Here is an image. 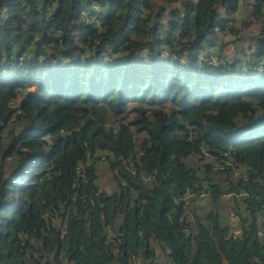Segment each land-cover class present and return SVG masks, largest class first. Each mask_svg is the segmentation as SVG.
<instances>
[{
	"label": "trees",
	"instance_id": "1",
	"mask_svg": "<svg viewBox=\"0 0 264 264\" xmlns=\"http://www.w3.org/2000/svg\"><path fill=\"white\" fill-rule=\"evenodd\" d=\"M91 1L0 0V264H264V72L197 61L244 0Z\"/></svg>",
	"mask_w": 264,
	"mask_h": 264
},
{
	"label": "built area",
	"instance_id": "2",
	"mask_svg": "<svg viewBox=\"0 0 264 264\" xmlns=\"http://www.w3.org/2000/svg\"><path fill=\"white\" fill-rule=\"evenodd\" d=\"M108 1L111 0H103L102 2L100 1H96V0H92L90 2V7L89 10H93L94 8H96V3L95 2H99V3H104L106 4ZM200 0H186V3H191V5H196L197 3H199ZM222 12L225 13L228 11V5L225 4L221 7ZM83 17L84 22L89 25V26H94L95 28L101 29V24L97 21V16L95 15H91L90 13H82L81 14ZM237 13L234 14L233 16H229L228 22L226 24L227 28L224 31H220V40H219V45L221 46H229L230 45V41L232 38V34L230 32V28H232L234 26L235 23V19L237 17ZM232 17V18H231ZM164 56H168V54H170L171 57H173L176 61H179L183 64H187L188 63V55H189V51L187 50H181L180 56H176L174 54H171L169 52H164L163 53ZM93 58H97L98 60H106V61H110L113 62L114 64H117L119 62V60L113 59L112 57H110L109 55L105 56L106 54H102V56L99 57L98 53L97 55L93 56V53L90 54ZM221 53V50H216L214 48H206L205 50H203L202 52H198L197 54V61L200 64H207L208 66L211 67H221V68H227L230 65H232L231 62H229V59H233L234 57H238V60L234 63V70L236 72L239 73H244L247 74L249 72H259V73H263L264 72V59L261 62L258 63H254L251 61V59L249 57H246L243 49H238V50H233V57H227L224 56ZM79 58L82 59V61H84V56L82 54H79L78 56ZM142 59L143 62H147V60L145 58H142L141 55H135L134 56V60H140ZM22 58L19 59V63H22ZM151 61H148V63H150ZM6 74L8 72H5ZM105 158H102L101 160L104 161ZM207 197L208 194H202L199 197V200L201 202H206L207 201ZM231 196H228L226 199H229ZM235 215L234 217L238 216V213L234 212ZM247 213H249L247 211ZM237 219V218H234Z\"/></svg>",
	"mask_w": 264,
	"mask_h": 264
},
{
	"label": "crops",
	"instance_id": "3",
	"mask_svg": "<svg viewBox=\"0 0 264 264\" xmlns=\"http://www.w3.org/2000/svg\"><path fill=\"white\" fill-rule=\"evenodd\" d=\"M182 3L183 1L180 3V6ZM252 3H253V0L243 1L239 14L234 23L238 28V32L241 34V39L236 38V36L233 34L231 41H230V45L221 46L219 45L220 34L218 33L215 36L214 41H212L211 45L206 48H214L216 50H221V53L227 57H233V50L235 51V50L243 49V48L247 50L248 54H251V52L254 50L255 44H258V41L260 40V38H262L261 25L258 22L254 21L250 15V9H251ZM110 176L111 175H107L105 177H102V179L104 180L110 179ZM104 184H106V182L101 181L100 186ZM102 188L104 187L102 186ZM221 206H222L221 210H222L223 221L231 225V227L235 229L234 233H237L239 231L240 223H239L238 216L234 217L235 211L232 210L234 205L230 204V200H229V201H225ZM234 218H237V219H234Z\"/></svg>",
	"mask_w": 264,
	"mask_h": 264
},
{
	"label": "rangeland",
	"instance_id": "4",
	"mask_svg": "<svg viewBox=\"0 0 264 264\" xmlns=\"http://www.w3.org/2000/svg\"><path fill=\"white\" fill-rule=\"evenodd\" d=\"M95 3H96V8H94L93 10H89L90 5H88V9H86L84 11V13H90L91 15L97 16V21L101 24V19H100L99 15L102 13V11L104 9H106V6L104 3H99V2H95ZM167 50H170V49H167ZM92 52H93V56L97 55V51L95 49H92ZM33 90H34V88L28 89V92L33 91ZM141 106H143L142 108L146 109L147 114H151L153 112V110L156 109L155 106L150 107L148 105H143V104H139V103H130L128 106V114L127 115L116 117L111 112H109L108 113L109 114L108 115V123H110L112 125H117V124H124V123L127 124V123L131 122L136 117L137 110L139 108H141ZM13 108L17 109L18 106L14 105ZM163 109H164V112L170 113L174 109V106L168 102L165 104ZM144 136H145L144 133L137 136V138H138L137 142L140 143V141L142 140V138ZM101 181L108 183L109 179H105V180L102 179ZM101 181H100V184H101ZM110 182H111V180L109 181V183Z\"/></svg>",
	"mask_w": 264,
	"mask_h": 264
},
{
	"label": "water",
	"instance_id": "5",
	"mask_svg": "<svg viewBox=\"0 0 264 264\" xmlns=\"http://www.w3.org/2000/svg\"><path fill=\"white\" fill-rule=\"evenodd\" d=\"M261 117H259L258 119H260Z\"/></svg>",
	"mask_w": 264,
	"mask_h": 264
}]
</instances>
